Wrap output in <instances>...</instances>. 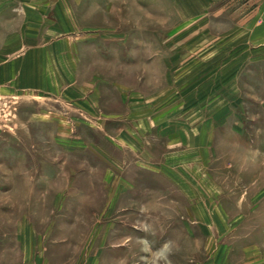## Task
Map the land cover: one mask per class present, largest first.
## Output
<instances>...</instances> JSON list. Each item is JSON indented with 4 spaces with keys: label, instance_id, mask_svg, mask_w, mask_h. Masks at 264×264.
<instances>
[{
    "label": "rangeland",
    "instance_id": "374dc122",
    "mask_svg": "<svg viewBox=\"0 0 264 264\" xmlns=\"http://www.w3.org/2000/svg\"><path fill=\"white\" fill-rule=\"evenodd\" d=\"M32 4L0 264H264L262 0Z\"/></svg>",
    "mask_w": 264,
    "mask_h": 264
},
{
    "label": "crops",
    "instance_id": "0c3cea01",
    "mask_svg": "<svg viewBox=\"0 0 264 264\" xmlns=\"http://www.w3.org/2000/svg\"><path fill=\"white\" fill-rule=\"evenodd\" d=\"M31 2L41 10V0H0V83L12 84L15 53H23L22 66H29V62L25 63L29 56H25L24 48L31 43L30 28L35 26L29 14ZM262 2L263 13L252 27V37L256 41L264 39V0ZM37 20V27H41V14L37 15ZM37 43H41L40 37Z\"/></svg>",
    "mask_w": 264,
    "mask_h": 264
}]
</instances>
